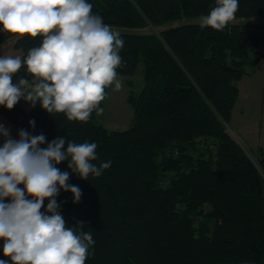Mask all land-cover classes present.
<instances>
[{"label":"trees","instance_id":"16d2710c","mask_svg":"<svg viewBox=\"0 0 264 264\" xmlns=\"http://www.w3.org/2000/svg\"><path fill=\"white\" fill-rule=\"evenodd\" d=\"M88 2L105 24L121 28L119 77L135 74L144 61L145 84L128 96L132 126L109 130L95 111L86 123L68 121L39 102L0 106L18 133L46 137L41 148L57 136L95 142L93 163L111 161L88 180L68 161L56 165L82 192L78 203L63 190L56 200L69 227L83 222L81 230L92 233L86 264H264V155L255 162L228 130L237 82L264 60V21H251L264 19V0H239L235 18L244 21L222 31L172 25L207 15L215 0ZM11 39L21 57L42 42L0 31V44ZM25 75L22 67L17 77ZM2 247L0 240V259H8Z\"/></svg>","mask_w":264,"mask_h":264},{"label":"clouds","instance_id":"9594fccd","mask_svg":"<svg viewBox=\"0 0 264 264\" xmlns=\"http://www.w3.org/2000/svg\"><path fill=\"white\" fill-rule=\"evenodd\" d=\"M238 8L239 0H215L200 27L222 31ZM92 9L88 0H0V31L42 38L24 57L0 56V106L12 110L21 99L32 107L39 102L50 116L62 113L68 121L85 123L94 111L102 114L106 89L123 86L117 69L123 66L125 41ZM22 67L26 75L17 77ZM29 124L34 127L35 121ZM0 135L6 138L0 146V240L8 258L0 264H86L92 233L81 230L83 222L69 227L56 200L63 190L78 203L82 192L56 165L68 161L72 173L88 180L90 174L101 176L111 161L93 163L95 142L57 136L41 148L43 134L20 130L13 139L3 125Z\"/></svg>","mask_w":264,"mask_h":264},{"label":"rangeland","instance_id":"374dc122","mask_svg":"<svg viewBox=\"0 0 264 264\" xmlns=\"http://www.w3.org/2000/svg\"><path fill=\"white\" fill-rule=\"evenodd\" d=\"M244 19L235 18L230 23H239ZM251 21L260 22L264 19L252 18ZM187 22L200 23V17L183 19L172 25ZM168 27V26H166ZM114 30L121 29L112 27ZM147 31V30H146ZM15 39L0 44V56L22 55V50L15 48ZM122 89L113 91L107 89V97L102 106L103 112L97 115V121L109 130H126L134 123V108L128 100L130 92L139 93L144 84V61L141 59L135 74L121 75ZM240 96L233 108L232 120L228 125L230 134L247 150L255 162L264 155V60L256 67L252 74H247L237 82ZM18 105L28 109L29 103L21 99ZM0 125L6 128L11 138L19 139L15 124L0 114ZM0 135V145L5 142Z\"/></svg>","mask_w":264,"mask_h":264}]
</instances>
